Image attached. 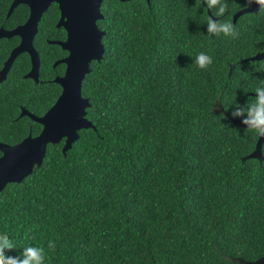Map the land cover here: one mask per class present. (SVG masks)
<instances>
[{
  "label": "trees",
  "instance_id": "trees-1",
  "mask_svg": "<svg viewBox=\"0 0 264 264\" xmlns=\"http://www.w3.org/2000/svg\"><path fill=\"white\" fill-rule=\"evenodd\" d=\"M226 2L221 21L247 4ZM100 12L104 50L80 88L91 124L64 152L63 139L47 143L38 166L0 189V233L16 245L7 254L31 244L47 264L264 256V141L260 157L246 156L257 136L231 115L264 84V56L249 58L264 47V9L236 18L235 39L207 33L201 0H103ZM200 52L212 57L207 69L194 63ZM53 75L0 83V141L40 130L19 111L41 115L54 102Z\"/></svg>",
  "mask_w": 264,
  "mask_h": 264
},
{
  "label": "water",
  "instance_id": "water-1",
  "mask_svg": "<svg viewBox=\"0 0 264 264\" xmlns=\"http://www.w3.org/2000/svg\"><path fill=\"white\" fill-rule=\"evenodd\" d=\"M37 1L44 3H42V7H31L30 16L21 27L22 31H20V27L9 31L0 30V36L18 32L25 33L27 29L28 32L32 31L35 26V19L45 8L48 0ZM58 1L62 15L64 12L69 13L67 20H62L60 17L57 23L62 24L66 29V38L57 42L68 50V54L60 59L65 64L63 74L53 78V81L60 85L61 90L54 102L41 115H35L21 109L20 114H27L41 124L40 130L36 134L31 135L29 133L13 144L0 141V189L6 182L18 181L31 172L34 166H38L45 154L47 143H55L63 139L61 150L64 152L78 137V130L91 124L85 117V107L89 105V101L87 97L82 96L80 88L84 75L89 71L90 61L100 59L104 50L101 42L103 31L95 23V20L101 17L99 10L101 0H64L66 5L71 8L69 12L65 6H62L61 1ZM257 8L258 5L255 3L238 8L232 14V23L240 14L255 11ZM70 16H73L72 20L69 19ZM213 19L215 18L213 17ZM22 41L30 44L29 37L23 38ZM26 49L32 54L31 72L27 74L31 77L34 75L32 68L36 69L38 66V58L30 46ZM263 56L264 48L249 58L259 59ZM10 57H12V53ZM8 61L7 59L1 68L0 76L3 75ZM232 66L233 64L230 65V68ZM218 110H221V107L218 106ZM233 121L237 125L246 127L241 123V119H234ZM263 141L264 137L257 136L254 148L246 156L260 157ZM245 261L249 264H264V256L253 261Z\"/></svg>",
  "mask_w": 264,
  "mask_h": 264
},
{
  "label": "flooded vegetation",
  "instance_id": "flooded-vegetation-1",
  "mask_svg": "<svg viewBox=\"0 0 264 264\" xmlns=\"http://www.w3.org/2000/svg\"><path fill=\"white\" fill-rule=\"evenodd\" d=\"M60 1L62 6H65L67 12H69L71 8L66 5L64 0ZM102 1L103 0H101L99 3V10ZM146 1L148 2L149 0ZM201 2L203 3V0H201ZM42 3L44 2H39L37 0H0V30L9 31L16 27H20V31H22L21 27L27 22L30 16L31 7H42ZM59 3L60 2L58 0L46 1L45 8L41 11L38 18L35 19V26L33 27L32 31L30 30L28 32L27 29L25 30V33L18 32L0 36V71L6 60H9L7 67L3 71V75L0 76L2 77L0 78V80H6V78L16 80L31 79L33 82H36L42 81L41 75L43 74V72L45 73V75L51 73L54 74L50 78H46V80H53L55 76H60L63 74L65 64L61 62L60 59L68 54V50L66 48H63L57 41H62L66 38V29L62 24L57 23L60 17L62 18V20H67L69 13L66 14L64 12V15H62ZM246 5L249 4H245L244 6ZM257 10H259V6L255 11ZM210 16L212 15L210 14ZM101 17L97 18L95 20V23L97 27L104 33V30L97 24V20ZM214 18L216 19V17ZM69 19L72 20L73 16H70ZM52 25L54 26V28H56V30L53 31L50 28V26ZM28 37L30 39V44L22 41L23 38L26 39ZM48 44L57 45L59 50H57L55 53H52L51 50L53 51V49L50 48L51 50H49L50 46ZM24 46H30L31 50L33 52L35 51V55L38 58L37 68H32L34 77H30L27 75L29 72H31L32 54L28 49H26L27 47ZM11 53L12 57H10ZM46 62L49 63L45 64Z\"/></svg>",
  "mask_w": 264,
  "mask_h": 264
},
{
  "label": "clouds",
  "instance_id": "clouds-1",
  "mask_svg": "<svg viewBox=\"0 0 264 264\" xmlns=\"http://www.w3.org/2000/svg\"><path fill=\"white\" fill-rule=\"evenodd\" d=\"M203 3L212 12V16H208L206 19L207 33L235 39L239 34L235 25L230 21H221L219 19L228 11L226 0H203ZM246 3L249 5L255 3L259 8L264 9V0H246ZM213 17L217 19L214 20ZM194 63L200 69H207L213 63V60L211 56L200 52L196 55ZM261 70H264V65H261ZM3 80H0V83ZM254 92L256 93L254 98L245 105L234 103L231 115L234 118H240L241 123L246 125V129L249 132L254 133L258 137H264V84L255 88ZM21 109L30 112L24 106H21L19 115H27L20 114ZM47 247L54 250L55 243L49 241ZM13 249H16V245L8 234L6 232L0 233V264H47L48 253L42 245H25L18 255H8L7 253Z\"/></svg>",
  "mask_w": 264,
  "mask_h": 264
}]
</instances>
